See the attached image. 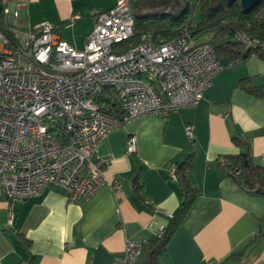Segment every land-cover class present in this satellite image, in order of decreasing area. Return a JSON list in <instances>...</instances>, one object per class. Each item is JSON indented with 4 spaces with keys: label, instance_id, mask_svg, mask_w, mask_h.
Wrapping results in <instances>:
<instances>
[{
    "label": "crops",
    "instance_id": "obj_1",
    "mask_svg": "<svg viewBox=\"0 0 264 264\" xmlns=\"http://www.w3.org/2000/svg\"><path fill=\"white\" fill-rule=\"evenodd\" d=\"M24 25L51 22L77 49L93 28L92 10L113 0H2ZM77 17L71 21L72 15ZM213 78L194 107L167 116L145 113L111 130L92 159L110 158L104 175L121 184L103 186L85 200L71 202L59 184L13 206L0 198V264H123L128 240L144 242L135 264H147L151 244L174 219L183 198L193 195L158 264H264V196L234 182L221 166L237 154L234 136L248 141L264 164V57L251 53L231 61ZM193 125L188 138L186 126ZM136 138L133 154L127 137ZM191 158L190 190L172 168Z\"/></svg>",
    "mask_w": 264,
    "mask_h": 264
},
{
    "label": "built area",
    "instance_id": "obj_2",
    "mask_svg": "<svg viewBox=\"0 0 264 264\" xmlns=\"http://www.w3.org/2000/svg\"><path fill=\"white\" fill-rule=\"evenodd\" d=\"M22 6L5 3L7 25L0 28V198L10 203V223L13 206L49 184L65 187L71 202L103 186L119 190L121 184L104 175L110 158L92 159L98 143L141 114L167 116L196 106L216 74L233 63L225 66L209 43L186 28L170 40L147 32L118 52L134 33L131 0L92 10L93 28L82 49L61 38L51 22L22 24ZM237 38L250 43L242 34ZM193 129L186 126L190 139ZM135 150L130 135L125 152ZM170 176L176 178L175 167ZM143 243L128 240L122 263L135 264Z\"/></svg>",
    "mask_w": 264,
    "mask_h": 264
},
{
    "label": "trees",
    "instance_id": "obj_3",
    "mask_svg": "<svg viewBox=\"0 0 264 264\" xmlns=\"http://www.w3.org/2000/svg\"><path fill=\"white\" fill-rule=\"evenodd\" d=\"M151 2L159 10L143 13L141 7ZM183 2L176 13L165 10ZM0 0V28L4 29L3 8ZM134 17V33L126 41L120 42L118 52H124L137 45L143 34L152 32L156 40H170L186 28L194 38L209 43L219 59L240 60L251 53L264 57V0H260L252 9L246 11L239 0H131ZM164 9V10H163ZM162 10V12H161ZM198 16L197 20L195 17ZM242 34L250 43L237 38ZM207 35L206 39H200ZM254 45V46H253ZM111 94V91L108 90ZM234 143L240 147L237 154L222 157L221 166L235 183L243 188L264 196V164L257 163L250 153L248 141L240 136L233 137ZM191 158L179 163L176 178L183 189L190 190L188 171ZM193 195L183 198L174 219L151 244L147 256V264H158V256L166 249V245L176 227L183 218Z\"/></svg>",
    "mask_w": 264,
    "mask_h": 264
},
{
    "label": "rangeland",
    "instance_id": "obj_4",
    "mask_svg": "<svg viewBox=\"0 0 264 264\" xmlns=\"http://www.w3.org/2000/svg\"><path fill=\"white\" fill-rule=\"evenodd\" d=\"M192 1L195 2V0H192ZM182 6H183V2H177L175 5L171 6L170 8L166 9L165 11L168 13L174 14ZM157 10H159V9L155 8L153 6V3H151V2H148L141 7V12H143V13L155 12ZM161 12H162V10H161ZM197 18H198V16L195 17V20H197ZM3 24L7 25L4 18H3ZM206 37H207V35H204L200 39H206Z\"/></svg>",
    "mask_w": 264,
    "mask_h": 264
},
{
    "label": "water",
    "instance_id": "obj_5",
    "mask_svg": "<svg viewBox=\"0 0 264 264\" xmlns=\"http://www.w3.org/2000/svg\"><path fill=\"white\" fill-rule=\"evenodd\" d=\"M229 2L236 0H228ZM244 10L248 11L252 9L260 0H239Z\"/></svg>",
    "mask_w": 264,
    "mask_h": 264
}]
</instances>
